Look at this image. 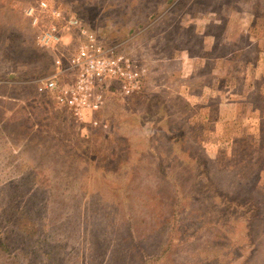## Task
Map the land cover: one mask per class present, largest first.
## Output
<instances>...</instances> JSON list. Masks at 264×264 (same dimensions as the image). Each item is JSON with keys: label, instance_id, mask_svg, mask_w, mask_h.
I'll list each match as a JSON object with an SVG mask.
<instances>
[{"label": "rangeland", "instance_id": "374dc122", "mask_svg": "<svg viewBox=\"0 0 264 264\" xmlns=\"http://www.w3.org/2000/svg\"><path fill=\"white\" fill-rule=\"evenodd\" d=\"M37 1L0 0V264H264V0H48L142 68L106 127L37 92Z\"/></svg>", "mask_w": 264, "mask_h": 264}, {"label": "built area", "instance_id": "2783aa9c", "mask_svg": "<svg viewBox=\"0 0 264 264\" xmlns=\"http://www.w3.org/2000/svg\"><path fill=\"white\" fill-rule=\"evenodd\" d=\"M37 45L54 55L53 70L36 81V90L83 122L103 124L98 115L109 93L134 96L144 87L137 59L106 45L83 20L48 0L24 8ZM70 37L74 48L63 52Z\"/></svg>", "mask_w": 264, "mask_h": 264}]
</instances>
